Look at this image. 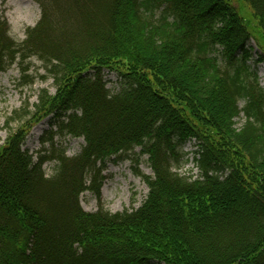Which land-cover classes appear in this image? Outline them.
<instances>
[{"label":"trees","instance_id":"1","mask_svg":"<svg viewBox=\"0 0 264 264\" xmlns=\"http://www.w3.org/2000/svg\"><path fill=\"white\" fill-rule=\"evenodd\" d=\"M33 1L41 17L22 42L0 11V73L17 66L26 88L29 60L43 63L36 78L55 93L6 124L50 115L49 147L35 159L23 130L0 138V264H264V0H237L252 19L236 0ZM57 136L85 146L69 157ZM191 141L196 178L179 172ZM129 159L149 193L112 213L104 168Z\"/></svg>","mask_w":264,"mask_h":264},{"label":"rangeland","instance_id":"2","mask_svg":"<svg viewBox=\"0 0 264 264\" xmlns=\"http://www.w3.org/2000/svg\"><path fill=\"white\" fill-rule=\"evenodd\" d=\"M236 2L243 13L249 19H252L248 6L237 0ZM0 11L9 25V35L20 42L26 39L27 29L35 27L41 17V9L33 0H0ZM248 46L253 47V58L257 59L258 48L255 41L251 40ZM28 66L30 67L29 75L35 78V83L26 88H23L25 83L22 77L23 73L17 66H13L6 73H0V128L3 129L0 133V138L3 144L6 142L10 132L23 130L24 135H26L24 148L34 155L36 159L37 154L43 147H49L43 146L41 139L51 129V116L41 113L35 118H32V116L26 118L22 123H11L9 127L6 124V120L10 118L14 111L22 109L21 115H23L25 113L24 108L28 105H31L29 111L33 113L32 106L37 104L38 94L42 89H47L52 94L55 93L52 80L36 78L37 75L45 76L43 63L34 58L29 60ZM256 66L261 85L264 87V61L257 63ZM105 77L110 81L108 87L114 89L118 80L117 74L106 71ZM243 122V116L236 119L237 128L241 127ZM45 126V130L40 133L39 127ZM55 142L66 148L69 157L78 155L85 146L83 138H72L69 136H57ZM197 148L194 141L188 142L185 145L184 151L187 153L186 159H188V162L180 169L179 172L181 174H191L194 178L198 176L193 154ZM136 164L134 160L130 159L106 164L103 172L105 179L102 185V201L105 209L116 213L122 212L125 209L138 208L147 198L149 188L135 174ZM54 166V162L45 164L44 169L47 175L52 174ZM137 169L146 175H152L147 156L140 158V164L137 166ZM80 201L83 209L88 213H95L99 208L98 199L93 191L89 190L82 194Z\"/></svg>","mask_w":264,"mask_h":264},{"label":"bare ground","instance_id":"3","mask_svg":"<svg viewBox=\"0 0 264 264\" xmlns=\"http://www.w3.org/2000/svg\"><path fill=\"white\" fill-rule=\"evenodd\" d=\"M45 128H46V126L45 127H39L40 133L43 132L45 130Z\"/></svg>","mask_w":264,"mask_h":264}]
</instances>
